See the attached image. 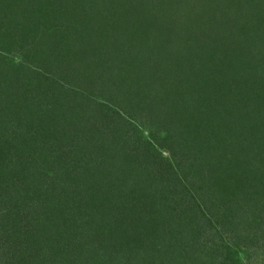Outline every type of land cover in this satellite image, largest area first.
I'll list each match as a JSON object with an SVG mask.
<instances>
[{"label":"rangeland","instance_id":"obj_1","mask_svg":"<svg viewBox=\"0 0 264 264\" xmlns=\"http://www.w3.org/2000/svg\"><path fill=\"white\" fill-rule=\"evenodd\" d=\"M0 134L4 169L35 142L51 153L36 170L43 178L19 183L10 171L2 188H77L81 198L90 188L264 191V0H0ZM242 166L255 175L240 187ZM242 209L229 230L207 235L223 252L217 264H264V196ZM30 233L0 264L19 250L47 262L48 244L33 252Z\"/></svg>","mask_w":264,"mask_h":264},{"label":"trees","instance_id":"obj_2","mask_svg":"<svg viewBox=\"0 0 264 264\" xmlns=\"http://www.w3.org/2000/svg\"><path fill=\"white\" fill-rule=\"evenodd\" d=\"M142 21L148 28L151 20L143 18ZM142 36L140 33L137 38L142 41ZM58 137L63 153L56 158V163L61 165L67 159L65 155H69L68 148L65 150L67 132L58 133ZM2 142L0 134V146ZM33 145L43 150L44 145L36 142ZM33 145L26 157L23 155L19 162L15 161L16 168L10 165L6 169L1 166V154L6 151L0 148V209L3 208L0 252L6 254L9 248L17 246L20 233L33 229L38 235L30 233L22 239L36 253L39 252L36 246L43 245V240L48 244L47 262L38 260L40 264H141L140 257H135L132 250L142 255L151 250L152 260L162 254L167 256L168 264H217L215 256L223 252L207 235L229 230L231 220L245 204L257 205L258 199L264 196L263 188H90L84 198L77 188H64L65 195L57 196L53 192L57 194L59 188H2L10 171L19 183L43 178L36 170L47 161L44 152L51 153L45 148L35 153ZM29 169L33 173L27 176ZM241 170L238 178L243 187V178L246 183L252 182L255 174L248 178L243 176L246 166ZM233 184L238 186L236 180ZM12 210H16L18 218L9 223L7 216ZM39 214L43 220H38ZM11 224L15 231L6 229ZM25 254L19 250L15 264H32Z\"/></svg>","mask_w":264,"mask_h":264}]
</instances>
